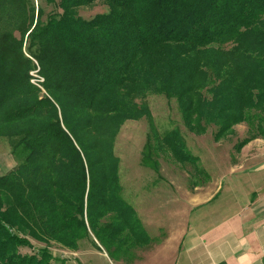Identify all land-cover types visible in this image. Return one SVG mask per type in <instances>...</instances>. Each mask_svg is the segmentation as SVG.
I'll return each instance as SVG.
<instances>
[{
    "label": "trees",
    "instance_id": "16d2710c",
    "mask_svg": "<svg viewBox=\"0 0 264 264\" xmlns=\"http://www.w3.org/2000/svg\"><path fill=\"white\" fill-rule=\"evenodd\" d=\"M96 1L108 10L83 18ZM148 93L174 97L198 134L247 122L238 148L264 137V0H0V138L17 161L0 174V264L139 243L113 147L124 120L149 115L135 101ZM163 141L193 159L174 130Z\"/></svg>",
    "mask_w": 264,
    "mask_h": 264
},
{
    "label": "crops",
    "instance_id": "0c3cea01",
    "mask_svg": "<svg viewBox=\"0 0 264 264\" xmlns=\"http://www.w3.org/2000/svg\"><path fill=\"white\" fill-rule=\"evenodd\" d=\"M245 165L222 172L218 181L213 178L204 183L197 166L153 173L137 179L127 197L119 181L122 197L139 220L142 237L129 250L134 258L119 255L118 262L264 264V150Z\"/></svg>",
    "mask_w": 264,
    "mask_h": 264
},
{
    "label": "rangeland",
    "instance_id": "374dc122",
    "mask_svg": "<svg viewBox=\"0 0 264 264\" xmlns=\"http://www.w3.org/2000/svg\"><path fill=\"white\" fill-rule=\"evenodd\" d=\"M35 1L38 5L39 0ZM107 10L106 3L96 1L88 7H81L79 13L83 18L89 19ZM34 74H36L35 71ZM37 79L43 80L39 76L38 78L34 77L32 81L36 80L37 82ZM135 101L138 104H146L150 111L149 115L135 120H124L114 137L113 147L114 154L118 157L119 181L122 183L123 193L124 196L126 194V197L127 192L132 193L134 186L138 184L135 182L137 179L144 180L153 173L168 174L170 171L193 170L197 166V169L201 168L199 172L201 183L213 178L218 181L219 174L234 167L235 169L244 168L250 157H254L259 151L264 150V137L262 136L250 139L251 142H247L245 147H237L242 139L257 132L256 126L247 122L234 124L232 132L218 140L215 137L216 126L214 125L208 126L202 134L196 133L195 129H189L174 97L166 96L163 93H148L143 99L136 98ZM262 126L264 128V120ZM172 130L177 134L180 143L184 144L190 156L195 157L190 159L192 163L185 164L177 161L168 150V145L163 139ZM16 162V158L11 154V146L5 139L0 138V174L7 173L16 165ZM130 200L132 202V199ZM34 244L33 248L26 246L20 248L21 252L37 251L39 246L44 245L41 242H34ZM90 244L92 242H85L81 250L77 252L61 248L57 244H53L50 250L53 255L63 258L65 264H120L118 262L121 259L118 257L119 255H122L121 257L132 256L133 258L135 256L131 254L132 251L113 253L108 246H104L105 248L96 247L101 252L99 254L97 249Z\"/></svg>",
    "mask_w": 264,
    "mask_h": 264
}]
</instances>
